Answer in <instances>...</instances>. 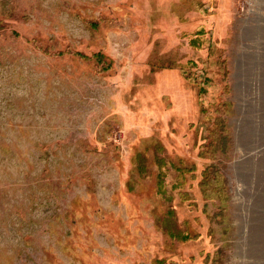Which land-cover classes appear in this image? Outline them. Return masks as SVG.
Here are the masks:
<instances>
[{"label": "rangeland", "instance_id": "1", "mask_svg": "<svg viewBox=\"0 0 264 264\" xmlns=\"http://www.w3.org/2000/svg\"><path fill=\"white\" fill-rule=\"evenodd\" d=\"M0 264H264V0H0Z\"/></svg>", "mask_w": 264, "mask_h": 264}]
</instances>
